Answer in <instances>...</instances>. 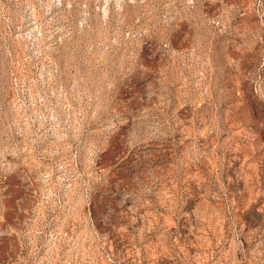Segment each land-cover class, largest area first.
Returning a JSON list of instances; mask_svg holds the SVG:
<instances>
[{
	"label": "rangeland",
	"instance_id": "1",
	"mask_svg": "<svg viewBox=\"0 0 264 264\" xmlns=\"http://www.w3.org/2000/svg\"><path fill=\"white\" fill-rule=\"evenodd\" d=\"M0 264H264V0H0Z\"/></svg>",
	"mask_w": 264,
	"mask_h": 264
}]
</instances>
